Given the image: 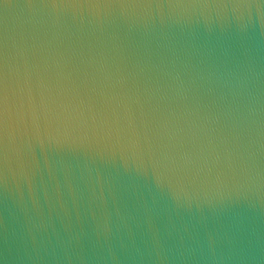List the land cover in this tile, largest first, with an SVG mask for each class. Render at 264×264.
Listing matches in <instances>:
<instances>
[{"label": "clouds", "instance_id": "9594fccd", "mask_svg": "<svg viewBox=\"0 0 264 264\" xmlns=\"http://www.w3.org/2000/svg\"><path fill=\"white\" fill-rule=\"evenodd\" d=\"M0 264H264V0H0Z\"/></svg>", "mask_w": 264, "mask_h": 264}]
</instances>
